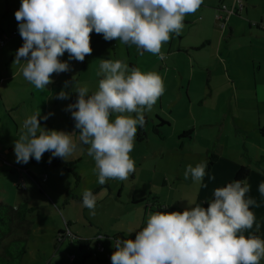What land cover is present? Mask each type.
Segmentation results:
<instances>
[{"label": "clouds", "instance_id": "obj_1", "mask_svg": "<svg viewBox=\"0 0 264 264\" xmlns=\"http://www.w3.org/2000/svg\"><path fill=\"white\" fill-rule=\"evenodd\" d=\"M204 0H21L15 12L19 34L24 41L16 52L14 63L21 64L24 79L38 90L53 83L52 75L71 71L69 61L83 62L91 55V33L102 34L106 41L117 40L135 45L139 55L149 52L161 60V51L171 34L179 35L184 19L194 14ZM67 52L68 60L60 58ZM98 89L89 91L74 83L75 103L67 105L76 132L47 130L38 108L21 125L14 141L15 162L27 164L44 153L65 161L87 145L95 161L97 182L109 179L125 181L135 172L130 156L139 128L146 124L150 112L165 92L162 76L155 71L142 72L129 67L126 59H100ZM75 80V79H74ZM69 82H65V87ZM70 93L61 90L56 99L66 100ZM132 114H135L134 116ZM208 161L188 164L184 179L206 188L204 177L215 180L206 170ZM247 178L233 180L213 191L205 208L189 203L181 211L152 214L146 227L135 231V239H116L112 264H260L264 259V239L250 232L260 224L250 208L260 205L249 196ZM264 196V182L258 186ZM97 195L84 190L82 204L95 215ZM245 232H249L246 237ZM131 234V233H130ZM102 239V238H101Z\"/></svg>", "mask_w": 264, "mask_h": 264}, {"label": "crops", "instance_id": "obj_2", "mask_svg": "<svg viewBox=\"0 0 264 264\" xmlns=\"http://www.w3.org/2000/svg\"><path fill=\"white\" fill-rule=\"evenodd\" d=\"M232 2L233 0H204L196 13L186 15L184 23H192L189 30L193 31L194 36L189 37L187 32H181L175 49L172 48L174 39L171 37L172 43L166 42V49L163 46L166 59H163L159 66V74L165 85V92L157 101L160 109L164 110L166 105L171 107L181 99H185L189 107L196 105L200 108L196 116L193 115L190 121L175 130L176 134L180 131H190L189 137H178L182 139L180 148L184 149L186 139L190 142L196 138L201 144L193 146H201L204 160H207L210 150L217 154L210 170H206L215 176V180L208 179L207 189L203 194L200 193V186L198 198L195 200V203L205 208L208 206L207 200L213 197L214 189L231 181L242 165L250 167V175L247 178L251 186L250 191L254 189L253 181L258 185L264 182V139L259 133V128L264 126V30L251 25V22L264 23V0H243L241 9L231 14L225 25L220 28L217 14L223 11L218 8L221 4L230 7ZM20 6L21 0H0V38L6 37L5 43L0 44V141L8 132L16 134L24 119L38 108L42 107L41 115H46L49 100L55 98L61 90L72 94L75 81L87 86L90 93L96 91L98 88H90L91 85L98 86L99 79L102 78L97 75L100 59H126L130 68H140L138 64L130 62L131 50L128 45L111 46L113 40L106 41L102 34L93 31L91 55L86 56L83 62L69 61L71 71L53 74V83L47 85L45 90L36 89L22 75L23 62L14 63L16 52L24 43L19 32L12 34L14 30L19 31L15 12ZM60 59L67 61V52ZM66 81L69 82L67 88ZM198 83L201 88H197ZM192 84L196 88L191 93ZM182 94L185 95L184 98H181ZM40 98H43L41 103ZM155 115L171 124L170 119L161 113ZM145 119L148 124L146 114ZM161 134L165 140L163 132ZM142 138L145 139L144 136ZM136 141L141 142L137 139ZM0 149L10 153L14 151V145L4 146L0 143ZM248 151L255 153L254 160L259 164L256 165L257 172L250 166L252 160ZM162 156L161 152L160 157ZM245 158L248 159L247 163ZM4 164L9 165L5 161ZM248 195L255 198L260 205L250 208L257 212L260 220L264 217V196H261L259 191L252 194L249 192ZM78 217L76 214L70 220H65L66 231L69 230L73 237L69 238L70 241L74 238L89 242L95 240V246H104V240L108 244L104 246L105 249L109 247L110 250L114 237L135 239V234L124 224L117 225L113 232L107 227L104 233L100 232L105 231L104 226L92 221L85 214L80 216L82 222H78ZM260 222L261 220L259 224ZM73 223L81 225V229L72 227ZM94 225H99V232ZM146 225L141 226L139 230ZM56 230L60 236L59 231H65L62 227H57ZM56 240L63 245L64 237H58ZM102 255L104 257L96 256L94 264H106L104 253ZM64 258L60 259V263L75 264L76 256H69L67 263H64Z\"/></svg>", "mask_w": 264, "mask_h": 264}, {"label": "rangeland", "instance_id": "obj_3", "mask_svg": "<svg viewBox=\"0 0 264 264\" xmlns=\"http://www.w3.org/2000/svg\"><path fill=\"white\" fill-rule=\"evenodd\" d=\"M190 24L192 23H184L182 32H187V35L192 37L194 33L189 30ZM171 37L174 39L173 43L171 38L167 43H172V48L175 49L179 35L171 34ZM118 44L123 45L119 41L113 40L111 46ZM106 46L110 45L106 44ZM163 46L166 49V43L162 45L161 49L162 52H165ZM128 47L131 50L130 62L138 64L142 72L160 73L159 66L162 60L157 55L149 52L139 55L135 45H128ZM92 88H98V86L91 85L90 89ZM195 88L192 84L191 93ZM197 88H201L200 83ZM72 92V94L69 92L70 98L66 100L51 98L46 114L52 113V115L46 121L41 120L40 123L41 127L47 130H63L70 133L75 131L73 139L77 140L79 131L73 125L74 120L71 113L65 111L67 105L75 103L77 100V93L73 91V88ZM182 95L181 98H184L185 95ZM42 100L43 98H40L39 103ZM168 106L166 105L164 110H161L157 102L152 110L146 113L149 122L146 124L144 133L142 132L145 139L141 142H137L135 139L134 149L130 153L135 161V172L130 174L125 181L109 179L105 185H100L97 182L98 176L94 172L95 161L88 155L87 145H81L74 156L70 157V160L65 161L57 158L54 163H52L53 158L51 163L48 162L51 152H46L40 162L32 158L27 164H18L15 162L14 151L5 153L3 149H0V200L13 206L27 202L29 206L33 207L32 212L27 214V219L30 221V234L23 264H63L60 263V259L65 257L64 263H67L69 256L72 255L76 256L75 264H94L96 256L104 257L98 251L94 254L91 253L95 248V240L85 246L83 252L80 251L75 238L73 241L64 238L63 245L57 242L56 239L60 235L56 228L62 227L63 230H66L65 220H70L76 214L79 215L78 222H82L80 216L85 214L92 221L104 226L105 231H100L99 225H94L98 232L105 233L107 227L111 228L110 232H113L117 225L124 224L128 230L131 229V232L136 234L135 231L147 224V220L152 214L158 211L171 212L172 210L182 212L188 206V202L195 203L200 186L193 183L191 177L185 180L184 172L188 164L195 166L204 160V155L200 150L201 146H193V144L200 143L196 138L190 142L186 139L184 149H181L180 141L182 139H178L175 130L190 121L193 115L196 116L200 108L196 105L189 107L185 99L177 101L171 107ZM40 109L42 111L43 108ZM156 113H161L170 119L171 126L161 129L166 137L165 140L159 139L152 131L150 119ZM20 130L21 127L16 134L8 132L0 143H3L4 146L14 145V141L19 138ZM161 152L163 153L162 157H160ZM248 152L252 160L250 166L257 172L256 165L259 164L254 160L255 153ZM2 158L9 165H5ZM247 160L244 159L246 163ZM12 166L15 167L12 168ZM207 172L211 174L210 171ZM29 174L34 175L38 180ZM165 180L167 181L165 182ZM203 183L208 184L207 175L204 177ZM252 184L254 189L250 191V194L258 191V183L253 181ZM86 189L97 195L95 215H91L89 209L82 204V194ZM187 189L191 191L186 192ZM206 189L207 187H202L200 193L203 194ZM252 211L256 215L257 222L259 223L260 220L261 222L259 232L255 231V226L250 232L258 234L261 239H264V217L259 220L257 212L253 209ZM71 226L78 227V230L82 227L74 223ZM17 232L19 233V231ZM244 234L247 237L249 232ZM103 242L104 246L108 245L104 240ZM105 248L106 253L111 250L109 247ZM89 252L91 254H88L83 260V254L87 255ZM260 264H264V259L260 261Z\"/></svg>", "mask_w": 264, "mask_h": 264}, {"label": "trees", "instance_id": "obj_4", "mask_svg": "<svg viewBox=\"0 0 264 264\" xmlns=\"http://www.w3.org/2000/svg\"><path fill=\"white\" fill-rule=\"evenodd\" d=\"M150 120L152 123L153 133L159 139H162L163 135L161 134V129L168 128L170 124L158 115H154ZM73 125H75V122ZM143 131L144 128L138 127V132L136 135V139L138 141L143 139ZM259 133L264 139V126L259 128ZM189 135L190 131H180L178 133L179 138L189 137ZM216 158L217 154L213 150H210L207 154V170H210ZM55 159L57 158H53L52 163H54ZM249 175L250 167L248 165H242L238 168L232 180L229 182L248 178ZM33 178L38 180L36 177ZM227 183H225L223 186H226ZM32 210L33 207L29 206L27 202L13 206L8 202L0 200V264H23V258L27 253V240L30 234V221L27 219V214L32 212ZM17 231H19V233ZM59 232L62 233L63 231L60 230ZM77 243L80 251L83 252L85 246H87L90 242L88 240L77 239ZM94 249H96V246ZM93 252L94 250L91 253L93 254ZM87 256L88 254H83V259H85Z\"/></svg>", "mask_w": 264, "mask_h": 264}, {"label": "built area", "instance_id": "obj_5", "mask_svg": "<svg viewBox=\"0 0 264 264\" xmlns=\"http://www.w3.org/2000/svg\"><path fill=\"white\" fill-rule=\"evenodd\" d=\"M242 3H243V0H233L232 2V5L230 7H227V5L225 4H221L220 7L218 8L220 11H223V13H219L217 14V20H218V25L220 26V28H222L224 25H225V22L228 20V17L231 15V14H235L237 12V9H241L242 7ZM251 25L259 28V29H263L264 30V23L263 22H260V23H256V22H251ZM19 31L17 30H14L12 31V34L15 35V34H18ZM5 38L6 37H1L0 38V44H4L5 43ZM60 237H64V238H73L72 237V234L70 233L69 230H65L61 233V236ZM116 239H125V238H116L114 237L112 240V248L109 252H105L104 250V247L101 245V244H97L96 245V249H94V252H100V253H104L105 255V262H107V264H112V261H111V255L113 254V252L115 251V248L113 246V243L115 242Z\"/></svg>", "mask_w": 264, "mask_h": 264}]
</instances>
